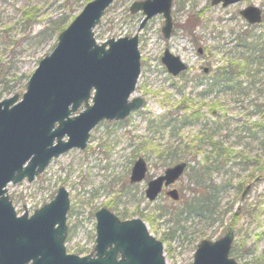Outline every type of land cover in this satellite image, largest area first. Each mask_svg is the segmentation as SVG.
<instances>
[{"label":"rangeland","instance_id":"1","mask_svg":"<svg viewBox=\"0 0 264 264\" xmlns=\"http://www.w3.org/2000/svg\"><path fill=\"white\" fill-rule=\"evenodd\" d=\"M89 1L92 0H0V62L14 61L17 66V77L10 78L8 85L0 83V101L15 93L21 97L41 59L53 51L58 35L36 39L32 38L35 32L62 13L71 11L72 16L78 15ZM136 1L143 0H115L94 32L99 44L111 38L139 35L141 74L133 96L144 99L143 107L124 121L100 122L91 131L87 148L70 149L53 159L33 182L24 180L9 184L7 193L19 214L25 209L32 214L50 202L60 187H65L71 202L67 221L69 234L65 242L69 253L87 255L93 250L95 212L107 207L121 219H125L121 214L128 212V219L136 217L144 220L149 232L163 242L167 264H193L200 241L217 240L225 235L229 227L234 228L235 235L230 256L238 264H264V170L260 172L258 165L247 164L244 158H258L259 163L264 165V150L256 144L249 145L250 151L243 152L248 154L242 156L241 147L245 143H236L235 133L226 128L221 130L216 136L223 139V147L230 159L225 161L222 157L220 161L223 165L202 173L199 178L196 174H199L198 166L202 164L197 165L192 160L193 169L187 168L174 185L162 189L155 201H149L145 195L147 181L139 184L129 182L134 161L139 156L145 157L142 142L150 140L155 134L147 127L148 118H155L168 110L175 112L187 98L190 101L185 104L193 106L196 110L193 119L198 120L178 129V137L193 147L188 149L191 154L199 152L195 159L198 163L212 151L211 143H198L210 134V130H204L203 125L205 121L209 122L212 114L208 98L199 97L204 85L194 78L203 76L205 66L211 72L225 63L228 58L225 52L232 49L237 33L246 28L247 22L240 10L249 4L264 10V0H244L227 7L212 5V0H173L171 13L174 28L170 38H165L162 32V14L155 15L139 30L144 14L142 11H130ZM71 6L73 9L69 10ZM31 8L34 15L32 28L23 26L21 22L23 12ZM257 29L260 31L261 27ZM200 46L205 49L202 56L198 54ZM166 49L188 65L183 76L173 77L167 72L161 61ZM188 77L192 79L183 91L179 90L178 86H183ZM9 85L14 86L10 93L5 90ZM252 99V96L246 97L243 104L235 102L230 96L220 99L217 114L222 116L220 123L222 121L226 126L231 122L232 128L239 122L241 126L247 121L245 115L248 113L243 106L248 107ZM252 118L251 121L257 120L256 115ZM170 139L169 132L164 131L162 142L167 143ZM227 155L225 153L224 156ZM147 162L148 178L157 177L167 167L155 157V153L147 158ZM200 181L204 183L201 184L202 189L206 184L215 185L214 189L211 188L213 215L184 214L180 220V209L185 206L188 197L191 200V192L199 189L196 182ZM249 184H252L250 190L243 195ZM173 190H178L181 197L176 206L169 195ZM161 208L166 211L162 213Z\"/></svg>","mask_w":264,"mask_h":264},{"label":"water","instance_id":"2","mask_svg":"<svg viewBox=\"0 0 264 264\" xmlns=\"http://www.w3.org/2000/svg\"><path fill=\"white\" fill-rule=\"evenodd\" d=\"M240 1L212 0V4L226 7ZM113 2H88L61 31L51 54L40 61L21 98L14 94L0 101V264H167L163 242L149 232L141 218L121 220L102 207L95 213L96 245L90 254L80 256L68 253L65 246L71 204L65 187L32 214L26 209L20 216L7 194L9 183L17 184L26 177L32 182L53 158L72 148L85 149L90 131L102 120L125 119L143 105L141 97L130 99L141 74L138 34L102 44L95 39L94 28ZM172 2H133L130 11L145 15L139 30L153 16L162 14V32L170 38ZM240 13L249 24L263 21L258 6L248 5ZM161 60L174 76L187 69L168 49ZM82 105L84 109L76 113ZM186 166L178 163L149 180L147 198L155 200L163 186L174 183ZM147 171L146 160L139 157L130 181H143ZM169 195L179 197L176 190ZM233 240L231 228L215 241L203 239L193 264H238L230 257Z\"/></svg>","mask_w":264,"mask_h":264},{"label":"trees","instance_id":"3","mask_svg":"<svg viewBox=\"0 0 264 264\" xmlns=\"http://www.w3.org/2000/svg\"><path fill=\"white\" fill-rule=\"evenodd\" d=\"M72 9L71 6L69 10ZM32 11L31 8V10L26 9L23 12V18L21 20L23 26L29 25L31 28L33 27L32 23L34 20L32 17L34 15L31 13ZM70 12L62 13L56 18H51L46 25L35 32L32 38L44 39L58 35L71 22V19L75 17V15L72 16ZM259 27H261L260 31L257 29ZM225 53L228 57L225 63L223 62L216 66L209 74H203V76L194 78L197 83H203L204 87L199 92V97L204 100L205 97L208 98L210 101L208 103L210 104L211 114L213 115H211L209 122L205 121L203 125V129L207 131L210 130V134L206 135L205 139H200L198 143H211L212 151L205 155L202 159L203 161L201 160L198 163L195 159L199 152L196 151V153L191 154V151L188 149L193 147L189 146L188 141L178 137L180 133L178 129L198 120V118L193 119V113L196 111L193 109V106L185 104V102L190 101V98H187L181 102V104L185 105L181 106L180 104V108L176 109L175 112L168 110L155 118H148L147 127L153 130L155 134L150 140L142 142L144 145L142 150L146 159L150 158V155L155 153V157L159 160L161 159L167 166L180 161H187L191 169H193L191 163L194 161L197 165L202 164L201 167L198 166L199 169L197 171L199 174H196V177L199 178L202 173L220 167L219 164H222L220 161L222 157L225 161L230 159V155H227L223 147V139L217 138L216 136L217 134L219 136L221 130L225 128L231 133L236 134V143H245V145L241 147L242 153L250 151L249 145L254 144H256L258 148L264 150V22L260 25L246 24V28L242 30V32L237 33L235 44L232 45V49ZM246 67H248V69H245ZM16 73L17 66L14 61L12 63L11 61L4 62V64L0 62V83L8 85L10 78L17 77ZM183 74L184 72L181 76H183ZM7 77H9V79ZM190 79L192 78H186L183 86L177 85L179 90L184 89L186 83ZM12 89H14V86L9 85L5 87V90L9 93L12 92ZM227 96H230L235 102H240L242 104L246 97H253V99L249 101L248 107L245 105L243 106V109L248 113L245 115L247 121H244L241 126H239V122H236V125L233 124L232 128L231 122L226 123V126L224 122L221 121L220 123V118L222 116L217 115L220 110V99ZM249 107H251V109H249ZM255 115L257 120L251 121L253 119L252 117H255ZM196 116L199 117L198 114H196ZM164 131H168L171 136V139L167 143L162 142ZM173 137L175 140H172ZM214 137H216L217 140L214 139ZM245 139L247 141H245ZM225 153L227 157L224 156ZM244 154L248 153H243L241 155L244 156ZM186 156H188V158H186ZM244 158L245 163H255L259 166L260 172L264 170V165L259 163L258 158L255 160H250V157H248L249 160H247L246 156H244ZM196 183L199 185L200 191H198V189L191 192V200L188 197L185 206L180 209V220L181 215L184 214H186V216L206 215L207 211H211L212 205H214L213 202H211L213 199L211 188L214 189L215 185L206 184L205 188L202 189L201 184L204 183H201V181ZM174 210L176 212L175 208ZM160 211L164 213L166 210L165 208H161ZM121 215L123 218H128V212ZM172 219H174V217H172Z\"/></svg>","mask_w":264,"mask_h":264},{"label":"flooded vegetation","instance_id":"4","mask_svg":"<svg viewBox=\"0 0 264 264\" xmlns=\"http://www.w3.org/2000/svg\"><path fill=\"white\" fill-rule=\"evenodd\" d=\"M198 51H200L202 55L205 54V50L203 48H198Z\"/></svg>","mask_w":264,"mask_h":264}]
</instances>
